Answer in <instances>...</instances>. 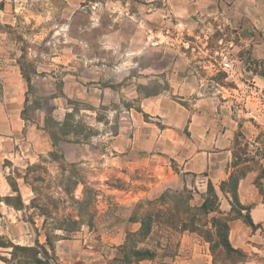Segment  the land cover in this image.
Here are the masks:
<instances>
[{
    "label": "rangeland",
    "instance_id": "rangeland-1",
    "mask_svg": "<svg viewBox=\"0 0 264 264\" xmlns=\"http://www.w3.org/2000/svg\"><path fill=\"white\" fill-rule=\"evenodd\" d=\"M263 2L0 0V98L22 95L18 163L42 209L0 205V239L49 250L47 233L60 264H123L145 201L178 191L176 178L197 204L211 173L230 213L217 178L248 166L264 201ZM198 151L212 169L184 173ZM244 226L230 241L242 254L219 247L211 264H264V223ZM139 239L156 252L142 264H171L180 234L154 225L130 244ZM11 249L0 247V264L25 261Z\"/></svg>",
    "mask_w": 264,
    "mask_h": 264
},
{
    "label": "trees",
    "instance_id": "trees-1",
    "mask_svg": "<svg viewBox=\"0 0 264 264\" xmlns=\"http://www.w3.org/2000/svg\"><path fill=\"white\" fill-rule=\"evenodd\" d=\"M67 116H70V114H67ZM55 135L56 133L52 130L51 136L54 138ZM243 161H247V158L243 159ZM238 163L239 162L233 161L231 167H236ZM29 167L30 166H28V168ZM247 170L248 166H243L238 171L233 169L230 171L227 178L220 181L218 185L219 191L230 204V213H225L221 210L218 192L210 180L206 182V191L202 196V201L197 204L191 203L192 196L190 194L185 195V193L188 192L186 188L182 191L167 190V192L160 194L154 201L146 200L145 203L148 205V208L143 211L137 220L140 222V228L134 232H127L129 244L123 245L125 249L123 264H138L141 260H151L155 257V250L148 247L140 248L136 245L140 239L134 240V243L131 242L130 244V241H132L131 238L134 236L147 238L151 235L154 225L160 226L164 231L176 232L178 234L184 230L195 232L209 243L211 252L220 247L225 253L234 252L241 255V250L231 246L229 240V222L238 218L249 227H255L249 213L251 206L241 204L238 197V184L245 176ZM36 180L38 179H33V181ZM25 181L31 185L34 193V186L26 177V172ZM11 187L13 190H17L14 182H11ZM16 196L19 199V195ZM155 201L157 205L150 206L154 205ZM37 203L38 198L34 196L30 203L31 207L42 210L41 204ZM16 207L21 208L20 200L19 205ZM40 215H45V213H40ZM45 224L46 222L44 220L42 226L45 227ZM45 240L51 253H49V250L38 241H35L34 246H21L11 241L3 242L0 239V247H11L10 253L13 258L18 251L25 253V261H21L19 264H60L58 258L53 253L54 246L47 233H45Z\"/></svg>",
    "mask_w": 264,
    "mask_h": 264
},
{
    "label": "crops",
    "instance_id": "crops-1",
    "mask_svg": "<svg viewBox=\"0 0 264 264\" xmlns=\"http://www.w3.org/2000/svg\"><path fill=\"white\" fill-rule=\"evenodd\" d=\"M256 19H260L258 20V23L264 28V17L260 18L257 16L255 17V20ZM11 85L12 84H8L5 87L7 88ZM21 105L22 95L20 93H18L15 98L10 95H4L0 98V205L4 204L10 206L17 212H21L27 208L29 210L34 209L30 204L34 197L31 185L25 181V170L23 171L19 168V166L25 167V162L23 164L18 163V160L21 159L20 152H22L19 151V149L25 144V119L21 114ZM150 112L156 113L152 111ZM207 154L211 155L207 151H198L195 154H191L193 156H189L188 160L182 158L180 163L181 166L184 164L183 172L186 173L187 171H192L195 173L204 171L207 168L211 170L213 162L211 157H208ZM28 156L33 158V156H37V154L32 152L31 154L29 153ZM195 160H197L198 163L195 162L196 164H193ZM30 163L28 164L27 162L26 165H31ZM228 174L229 172L217 178L218 182L226 179L225 176L227 177ZM208 177L213 181L211 173H209ZM245 179L242 178L238 184L239 201L243 205L251 206L249 213L253 223L255 225H261L264 223V201H259L257 193L253 188V184ZM174 181L175 183H171L170 185L173 186L172 188H177L178 191H181L180 189H184L185 186H188L187 181L182 177L179 179L176 178ZM11 182L16 184L17 190L12 189ZM245 185H247L246 189L244 188ZM245 191L248 192L249 196H245ZM13 195H19L21 208L16 207L9 201L8 198L13 197ZM3 215V212H0V218H2ZM244 225V222L238 218L229 222L230 241H232L231 237L233 228L243 231L246 227ZM80 242L82 241L80 240ZM83 242H85V240H83ZM85 252H87V250H85ZM145 261L151 262L152 259L141 260L138 264H142ZM202 261L211 264L209 243L195 232H190L188 230L182 231L178 243V252L175 255V258L171 261V264H202Z\"/></svg>",
    "mask_w": 264,
    "mask_h": 264
},
{
    "label": "built area",
    "instance_id": "built-area-1",
    "mask_svg": "<svg viewBox=\"0 0 264 264\" xmlns=\"http://www.w3.org/2000/svg\"><path fill=\"white\" fill-rule=\"evenodd\" d=\"M222 65H223V69H224V70H228V69L231 68V63L228 62V61L223 62Z\"/></svg>",
    "mask_w": 264,
    "mask_h": 264
}]
</instances>
